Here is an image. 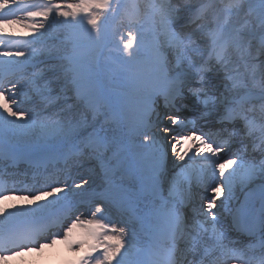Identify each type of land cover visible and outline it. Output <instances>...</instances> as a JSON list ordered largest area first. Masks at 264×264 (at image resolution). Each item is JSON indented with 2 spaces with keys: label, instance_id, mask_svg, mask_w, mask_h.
Returning <instances> with one entry per match:
<instances>
[{
  "label": "snow or ice",
  "instance_id": "1",
  "mask_svg": "<svg viewBox=\"0 0 264 264\" xmlns=\"http://www.w3.org/2000/svg\"><path fill=\"white\" fill-rule=\"evenodd\" d=\"M16 195L0 261L39 228L72 264H264V0H0Z\"/></svg>",
  "mask_w": 264,
  "mask_h": 264
},
{
  "label": "bare ground",
  "instance_id": "2",
  "mask_svg": "<svg viewBox=\"0 0 264 264\" xmlns=\"http://www.w3.org/2000/svg\"><path fill=\"white\" fill-rule=\"evenodd\" d=\"M12 29L10 28L9 31ZM107 50H105L106 52ZM103 57L101 62L103 63ZM27 202L22 198L21 195L12 197L6 196L4 199H0V208L5 211L12 210V206H22ZM5 213L0 212V224L4 223L3 217ZM40 248H31V251H25L18 255L10 256L5 261H0V264H53L56 262H62L63 264L67 261H74L79 255L83 254V250L80 252H74L69 249L67 243L62 239H57L54 244L40 243ZM47 250H51L50 254H46Z\"/></svg>",
  "mask_w": 264,
  "mask_h": 264
},
{
  "label": "rangeland",
  "instance_id": "3",
  "mask_svg": "<svg viewBox=\"0 0 264 264\" xmlns=\"http://www.w3.org/2000/svg\"><path fill=\"white\" fill-rule=\"evenodd\" d=\"M105 50H107V49H105ZM105 50H104V51H105ZM106 52H107V51H106ZM51 252H52L51 250H47L45 253H46V254H50ZM72 262H73V261L69 260V261L66 262V264H72ZM57 264H58V263H57ZM59 264H62V263H59Z\"/></svg>",
  "mask_w": 264,
  "mask_h": 264
}]
</instances>
